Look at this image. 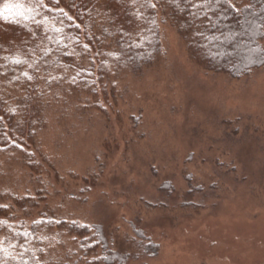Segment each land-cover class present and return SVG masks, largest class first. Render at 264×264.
<instances>
[{"label": "rangeland", "instance_id": "1", "mask_svg": "<svg viewBox=\"0 0 264 264\" xmlns=\"http://www.w3.org/2000/svg\"><path fill=\"white\" fill-rule=\"evenodd\" d=\"M161 29L156 65L97 93L61 82L29 147L35 166L1 153L0 186L36 201L27 221L100 225L127 264H264V69L209 71ZM50 233L53 256L78 248Z\"/></svg>", "mask_w": 264, "mask_h": 264}, {"label": "trees", "instance_id": "2", "mask_svg": "<svg viewBox=\"0 0 264 264\" xmlns=\"http://www.w3.org/2000/svg\"><path fill=\"white\" fill-rule=\"evenodd\" d=\"M153 2L156 9L141 8L143 16L137 19L129 14L135 9L119 0H45L53 9L44 10L47 29L59 27L61 33L30 20L0 19V154H20L34 167L29 147L36 145L50 96L59 84L67 80L75 89L97 93L101 86L107 89L109 78L138 74L156 65L164 56V23L177 29L193 60L209 71L239 79L264 69V0H213L202 8L192 7L202 0H181L179 8L169 0ZM16 58L26 63L15 64ZM31 199L0 186V205L6 206L0 207V222H6L0 223V238L12 236L17 245L9 249L17 259L0 252V264H21L20 244L30 249L24 254L27 264H127V255L110 247L100 225L68 221L47 211L33 221L18 215L36 205ZM54 230L59 238L66 233L80 239L78 248L53 256L55 247L49 241ZM24 232L30 235H18ZM145 248L151 252L156 245L148 243Z\"/></svg>", "mask_w": 264, "mask_h": 264}, {"label": "snow or ice", "instance_id": "3", "mask_svg": "<svg viewBox=\"0 0 264 264\" xmlns=\"http://www.w3.org/2000/svg\"><path fill=\"white\" fill-rule=\"evenodd\" d=\"M53 3H58L59 0H52ZM121 3L127 2L130 9H135L134 11H130L129 14L136 17L137 19H140L143 16V13L140 11L141 8L143 9H152L155 10L157 7V4L153 2V0H119ZM216 3H219V0H215ZM170 4H173L175 7L179 8L181 0H169ZM213 3V0H202L200 4L192 5V7H205V6H211ZM234 8L233 5H230ZM44 10L51 13L53 11L52 8L48 7V4L45 3V0H4L2 4H0V19H3L5 21H10L12 23H19L20 19L24 21H33L37 27L44 26L47 29L48 25V18L44 15ZM59 12L63 14L64 16H67L66 13H64L63 9H59ZM41 17V19H37V17ZM20 18V19H17ZM67 19L72 20V17H67ZM76 28H79L80 25L76 24ZM51 30L56 33H61L63 30L62 28L53 26ZM59 42V40H57ZM84 48L87 49L88 46L84 45ZM45 55L48 54V51L45 50ZM5 59H8L5 57ZM15 64H23L26 63V61L21 60L20 58H16L13 61ZM30 67L32 65H29ZM24 75L30 80L32 77L28 75L27 72L24 73ZM0 207H6L5 205H0ZM0 223H6V222H0ZM39 223V222H37ZM25 238H27L30 233L24 232L22 234ZM14 237L12 236H5L3 238H0V252L4 254L5 257H11L12 259H17L16 256H12L9 249H15L17 245L13 243ZM7 244V246H4ZM20 247L23 249V251L19 254V259L21 261V264H27V262L24 260V254L29 252V248H25L23 244H20ZM41 251H43L41 249ZM33 258L38 259L35 257V254L33 253Z\"/></svg>", "mask_w": 264, "mask_h": 264}]
</instances>
